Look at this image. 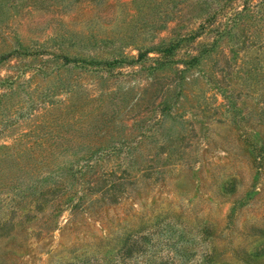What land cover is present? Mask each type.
<instances>
[{
    "label": "rangeland",
    "instance_id": "obj_1",
    "mask_svg": "<svg viewBox=\"0 0 264 264\" xmlns=\"http://www.w3.org/2000/svg\"><path fill=\"white\" fill-rule=\"evenodd\" d=\"M215 2L0 0V264H65L140 213L227 255L264 230V4L219 37L242 2Z\"/></svg>",
    "mask_w": 264,
    "mask_h": 264
},
{
    "label": "trees",
    "instance_id": "obj_2",
    "mask_svg": "<svg viewBox=\"0 0 264 264\" xmlns=\"http://www.w3.org/2000/svg\"><path fill=\"white\" fill-rule=\"evenodd\" d=\"M223 2L221 0L215 2V8L218 9H214L213 12L219 13L231 0H223ZM241 2L239 9L230 13L215 29L219 37L230 35L232 28L240 21H243L242 25L249 24L250 19H255V10L264 4V0H259L253 5H250L251 0H241ZM208 14L204 18V23L213 19L208 18ZM183 38L169 40L162 47V52L168 54ZM115 61L117 60H106L101 64L110 67ZM189 61L198 63L196 57ZM164 63L163 60H157L159 65ZM163 102L162 106L167 109L165 99ZM91 160V156L88 155L81 165L85 170L80 168L76 170L79 173L78 178H83V175L92 168ZM105 195H114V191L103 190L102 195L94 200L91 214H100V203L104 201ZM136 218V222H132L133 225L129 226L120 224V221L115 219L106 230L107 234H111L110 237H98L91 243L92 247L88 252L75 255L73 260L65 264H258L256 260L264 257V230L260 228L254 229L253 234L256 239L248 247L244 245L232 247L231 254L227 255L215 242L216 237L210 233L207 221L193 226L186 223L188 220L182 219L181 215L171 219L167 212H157L150 217L140 213Z\"/></svg>",
    "mask_w": 264,
    "mask_h": 264
}]
</instances>
